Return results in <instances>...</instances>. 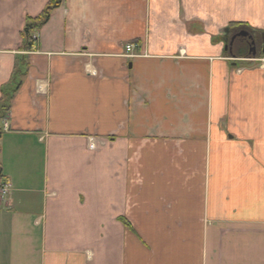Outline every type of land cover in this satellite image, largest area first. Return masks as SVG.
<instances>
[{
    "label": "crops",
    "instance_id": "0c3cea01",
    "mask_svg": "<svg viewBox=\"0 0 264 264\" xmlns=\"http://www.w3.org/2000/svg\"><path fill=\"white\" fill-rule=\"evenodd\" d=\"M48 1L0 0V264H264V55L225 48L264 0H64L31 45Z\"/></svg>",
    "mask_w": 264,
    "mask_h": 264
},
{
    "label": "trees",
    "instance_id": "16d2710c",
    "mask_svg": "<svg viewBox=\"0 0 264 264\" xmlns=\"http://www.w3.org/2000/svg\"><path fill=\"white\" fill-rule=\"evenodd\" d=\"M64 0H49L47 5L45 6L44 10L42 11V13L34 18V19H30L28 18L26 21V25L25 28L22 32V36L24 38L25 41H28L31 45H32V41H34V31L37 28H41L43 25H45L51 17V14L59 9L62 4H63ZM230 32L234 33L237 31H241V30H247L248 32H251L253 35H255V37H257L258 41L260 42V44H263L264 42V36L259 34V33H254L253 31H251L248 27L244 26V25H239V24H232L230 25ZM29 44V45H30ZM240 56H246L247 54L245 52H241ZM237 55V54H236ZM20 73H19V66L17 68V70L15 71L14 75H13V81L12 84L10 85V87L6 90H3V96L2 99L0 101V119H2L4 117V115L6 114V112L8 111L9 107H10V101L12 100V96L13 94L18 90V87L20 86ZM3 132L2 129L0 128V139L2 136ZM4 176L2 175V171H1V167H0V187H2L4 185ZM124 224L126 226H129L128 223L126 221H124Z\"/></svg>",
    "mask_w": 264,
    "mask_h": 264
},
{
    "label": "flooded vegetation",
    "instance_id": "af4514ba",
    "mask_svg": "<svg viewBox=\"0 0 264 264\" xmlns=\"http://www.w3.org/2000/svg\"><path fill=\"white\" fill-rule=\"evenodd\" d=\"M245 36H241L238 37L240 35H236L237 33H232L229 35V46H230V53L232 54L235 51H232V48H234V45L236 43H246L248 48H249V52L252 53L251 55H257L258 52H260L261 50V44L258 41L257 37H255V35H253L251 32L248 31H244ZM232 43V44H231ZM231 44V45H230Z\"/></svg>",
    "mask_w": 264,
    "mask_h": 264
},
{
    "label": "rangeland",
    "instance_id": "374dc122",
    "mask_svg": "<svg viewBox=\"0 0 264 264\" xmlns=\"http://www.w3.org/2000/svg\"><path fill=\"white\" fill-rule=\"evenodd\" d=\"M227 37H228V35H227ZM227 37H226L225 42L227 41V43H228L229 42V38H227ZM245 48H247V47H246V45L244 43H236V45L234 46V51L237 54H240L242 52V50H245ZM246 51H247V49H246ZM259 57H260L259 55H257L256 57L252 56L250 58H245L244 57V59H242V60H239V59L235 58V59H232V61H241L242 63H246V64L258 63L257 59Z\"/></svg>",
    "mask_w": 264,
    "mask_h": 264
},
{
    "label": "built area",
    "instance_id": "2783aa9c",
    "mask_svg": "<svg viewBox=\"0 0 264 264\" xmlns=\"http://www.w3.org/2000/svg\"><path fill=\"white\" fill-rule=\"evenodd\" d=\"M132 46H128L127 47V54L125 55L126 58H136L137 56L132 54ZM91 148H93V146H91Z\"/></svg>",
    "mask_w": 264,
    "mask_h": 264
},
{
    "label": "water",
    "instance_id": "95a60500",
    "mask_svg": "<svg viewBox=\"0 0 264 264\" xmlns=\"http://www.w3.org/2000/svg\"><path fill=\"white\" fill-rule=\"evenodd\" d=\"M245 34L246 33H244V32H242L241 34H240V36H245ZM232 44V43H231ZM227 48V47H226ZM263 54H264V50H263Z\"/></svg>",
    "mask_w": 264,
    "mask_h": 264
}]
</instances>
